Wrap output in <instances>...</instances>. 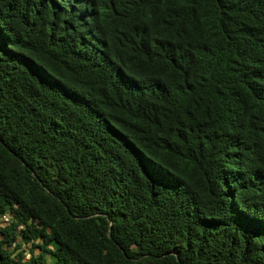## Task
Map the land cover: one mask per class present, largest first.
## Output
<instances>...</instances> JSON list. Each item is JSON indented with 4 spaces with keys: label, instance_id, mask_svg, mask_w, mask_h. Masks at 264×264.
<instances>
[{
    "label": "trees",
    "instance_id": "obj_1",
    "mask_svg": "<svg viewBox=\"0 0 264 264\" xmlns=\"http://www.w3.org/2000/svg\"><path fill=\"white\" fill-rule=\"evenodd\" d=\"M6 214L0 264H264V0H0Z\"/></svg>",
    "mask_w": 264,
    "mask_h": 264
},
{
    "label": "rangeland",
    "instance_id": "obj_2",
    "mask_svg": "<svg viewBox=\"0 0 264 264\" xmlns=\"http://www.w3.org/2000/svg\"><path fill=\"white\" fill-rule=\"evenodd\" d=\"M0 218H1V220L3 221V222L0 221V226H1V225L5 226L4 223H5V222H8L9 219H10V217H9L7 214H6V215H2V216H0ZM22 247L26 248V245L22 244ZM27 255H28V254L25 253L24 257L26 258Z\"/></svg>",
    "mask_w": 264,
    "mask_h": 264
}]
</instances>
